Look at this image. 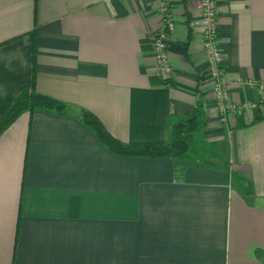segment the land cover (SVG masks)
Listing matches in <instances>:
<instances>
[{
    "label": "crops",
    "instance_id": "0c3cea01",
    "mask_svg": "<svg viewBox=\"0 0 264 264\" xmlns=\"http://www.w3.org/2000/svg\"><path fill=\"white\" fill-rule=\"evenodd\" d=\"M172 82L160 77V0H0V121L25 89L69 104L25 111L0 135V264H264V0H219L220 121L199 0H171ZM119 140L188 152L125 157Z\"/></svg>",
    "mask_w": 264,
    "mask_h": 264
},
{
    "label": "trees",
    "instance_id": "16d2710c",
    "mask_svg": "<svg viewBox=\"0 0 264 264\" xmlns=\"http://www.w3.org/2000/svg\"><path fill=\"white\" fill-rule=\"evenodd\" d=\"M8 111L0 121V135L5 131L20 114L25 111L33 113L43 109L53 113L65 114L69 104L53 96L37 92L35 87L23 90L10 105ZM80 119L91 128L97 138L111 152L125 157H174L185 155L190 147L193 132L185 122L178 123L171 131L167 141H136L125 142L114 136L104 125L102 120L93 111L83 108Z\"/></svg>",
    "mask_w": 264,
    "mask_h": 264
},
{
    "label": "built area",
    "instance_id": "2783aa9c",
    "mask_svg": "<svg viewBox=\"0 0 264 264\" xmlns=\"http://www.w3.org/2000/svg\"><path fill=\"white\" fill-rule=\"evenodd\" d=\"M219 0H199L202 17L199 21L202 27L204 47L209 62L208 76L212 81L214 98L217 99L218 112L221 123L227 124L228 114L243 108L231 100L229 90L225 83L223 60L219 47ZM171 0H160V10L163 23L154 34V53L156 57L158 72L166 83H171L173 79V65L169 56L170 35L175 30V17L171 11ZM264 88V84H255Z\"/></svg>",
    "mask_w": 264,
    "mask_h": 264
}]
</instances>
